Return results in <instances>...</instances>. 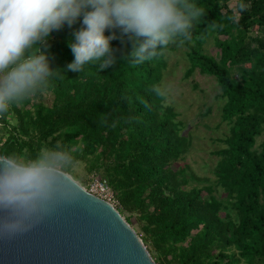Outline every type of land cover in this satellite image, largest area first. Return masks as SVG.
<instances>
[{"label":"trees","instance_id":"trees-1","mask_svg":"<svg viewBox=\"0 0 264 264\" xmlns=\"http://www.w3.org/2000/svg\"><path fill=\"white\" fill-rule=\"evenodd\" d=\"M194 2L202 15L178 42L187 48L185 76L215 77L230 125L213 151V183L188 186L198 178L180 163L191 136L166 94L153 92L172 44L141 64L129 62L120 57L132 39L118 27L105 30L115 33L114 64L56 74L44 91L0 113V155L63 148L72 164L62 171L77 177L74 164L83 163L89 182L107 179L115 207L157 264H264V140L256 145L264 131V0ZM78 27L80 18L46 38L41 50L50 68L71 61L67 41ZM207 37L215 54L203 51Z\"/></svg>","mask_w":264,"mask_h":264},{"label":"clouds","instance_id":"clouds-1","mask_svg":"<svg viewBox=\"0 0 264 264\" xmlns=\"http://www.w3.org/2000/svg\"><path fill=\"white\" fill-rule=\"evenodd\" d=\"M202 12L194 0H0V113L44 91L56 74L114 64L115 33L106 29L129 34L132 47L120 59L141 64L187 40ZM77 18L80 27L67 41L73 58L63 70L50 68L41 46L53 30ZM153 92L166 94L161 85H153ZM71 164L60 146L0 155V206L28 214L57 191L55 172Z\"/></svg>","mask_w":264,"mask_h":264},{"label":"water","instance_id":"water-1","mask_svg":"<svg viewBox=\"0 0 264 264\" xmlns=\"http://www.w3.org/2000/svg\"><path fill=\"white\" fill-rule=\"evenodd\" d=\"M55 176L57 191L28 214L0 206V264H157L113 204Z\"/></svg>","mask_w":264,"mask_h":264},{"label":"rangeland","instance_id":"rangeland-1","mask_svg":"<svg viewBox=\"0 0 264 264\" xmlns=\"http://www.w3.org/2000/svg\"><path fill=\"white\" fill-rule=\"evenodd\" d=\"M253 29H256L253 27ZM203 51L215 54L211 37H207ZM187 48L178 42L172 43V49L166 51L167 68L164 72L162 86L165 88L166 102L174 106L183 122V133L190 135L192 145L181 164H187L198 178H191L192 185L202 186L213 183L215 175L213 166L218 156L213 151L223 146L220 138L228 133L229 123L221 116L224 98L214 76L194 71L185 76L189 66ZM251 68L250 65L246 66ZM237 72V70L235 71ZM264 140V131L257 136L256 145ZM74 164L77 177H73L81 186L86 187L93 174H88L84 164ZM215 191L226 202V195ZM116 201L114 202V204ZM115 206V205H114ZM223 208V212L229 211ZM231 212V211H230ZM123 216V215H122ZM124 217V216H123ZM136 230V229H135ZM137 232V230H136Z\"/></svg>","mask_w":264,"mask_h":264},{"label":"built area","instance_id":"built-area-1","mask_svg":"<svg viewBox=\"0 0 264 264\" xmlns=\"http://www.w3.org/2000/svg\"><path fill=\"white\" fill-rule=\"evenodd\" d=\"M1 122V121H0ZM86 190L93 194L96 195L102 199H105L106 201L110 202L111 204L115 205V196L113 193V190L108 183L107 179L101 178V177H96L92 179L87 185H86Z\"/></svg>","mask_w":264,"mask_h":264}]
</instances>
